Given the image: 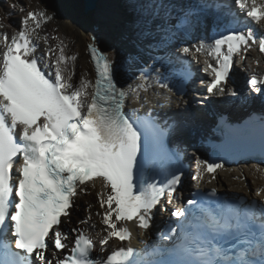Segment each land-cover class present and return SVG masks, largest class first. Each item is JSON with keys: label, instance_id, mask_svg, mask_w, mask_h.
Wrapping results in <instances>:
<instances>
[{"label": "snow or ice", "instance_id": "1", "mask_svg": "<svg viewBox=\"0 0 264 264\" xmlns=\"http://www.w3.org/2000/svg\"><path fill=\"white\" fill-rule=\"evenodd\" d=\"M4 2L6 16L13 12L22 15L18 31L0 53V228L10 225L14 248L34 257L32 262L13 253L16 259L12 264H129L134 252L130 246L112 249L103 260L93 259L91 253L97 245L104 252L111 237L129 239V231L117 222H134L146 231L152 227L156 212L167 211L178 223L170 229L176 241L164 252H175L181 258L158 264H264V200L218 201L216 211L211 212L201 208L197 200L188 199L186 207L170 209L183 181V171L175 167L168 172L166 183L159 186L155 182L145 184L140 156L146 151V139L124 111L128 92L117 81L120 60L116 50L111 49L113 55L109 57L93 30L87 54L96 79L89 98V81L72 83L76 55L67 57L63 47L36 54L32 32L40 27L41 20L54 19L55 13L47 8L25 11L23 0ZM124 7L129 29L141 40H149L155 19L141 11L140 0H124ZM196 14L187 12L173 27L188 26ZM99 24L110 27L111 21L102 16ZM4 37L9 39L7 32ZM147 46L153 48L154 44ZM180 51L189 53L188 48ZM128 59L135 61L138 57L133 53ZM147 75L144 65H138L133 73L142 81ZM224 80L221 76L220 81ZM159 86L172 92L167 85ZM224 91L220 88L217 97L223 98ZM253 91L258 95L264 88ZM227 94L236 93L231 89ZM183 126L180 120L162 126L152 124L156 133L152 143L159 146L162 161L178 162L180 146L166 151L162 141L178 134ZM17 157L21 162L14 171ZM197 162L206 167L193 175L195 183L205 172L214 174L225 166L223 161ZM94 178L103 185V190L95 193L99 203L95 215L106 233L99 241L90 231L95 228L92 204L86 203L87 215L73 222V213L81 207L78 201L90 194L88 185L95 186ZM211 178L216 179V175ZM201 191L197 189L198 194ZM210 193L219 196L216 188ZM257 195H264V189ZM73 223L70 233L64 231V225ZM4 248H9L8 243Z\"/></svg>", "mask_w": 264, "mask_h": 264}, {"label": "bare ground", "instance_id": "2", "mask_svg": "<svg viewBox=\"0 0 264 264\" xmlns=\"http://www.w3.org/2000/svg\"><path fill=\"white\" fill-rule=\"evenodd\" d=\"M106 1L110 3V6H112V3L116 5V16H120L121 19L116 21L120 22V25L121 23L124 24L126 21L129 22V17L127 15L126 9L123 7V5H121L122 3H124V0ZM34 2L39 6L31 7L28 9L36 10L38 12L43 8H47L50 13H55L54 19L47 22L41 20L40 27L36 28L35 31L32 32L33 38L35 40L36 54L39 55L41 53H44V50L47 48L59 49L63 47L67 57L70 58L72 55H76L77 60L74 62L75 74L72 77V83L75 85H79L82 79L89 81V84L86 88V93L90 98L94 90L95 72L90 57L87 54V45L91 42L93 30H95L99 37L100 46L104 48V50L107 51L109 57H111L113 55L111 49H115V46H113L112 40H109V38L104 34V31L102 29H104L105 27H101V25L99 24V20L103 16L111 21V28L120 27L116 22V24L113 22L114 18L111 15L112 10L110 9V6L103 7V4L100 2L99 6H97V8L93 12L87 14L84 11L83 0H36ZM65 10L66 13L64 15H61V13ZM5 12L6 7L0 5V14H5ZM0 22H2L3 24V27L0 29V33L2 32V39L0 40L1 50V48L6 47V43L3 40L4 33L7 32L8 36L11 37L18 31L19 25L17 27H11L8 24L4 25L3 20H1ZM65 26L70 27V29ZM154 27L158 29L156 26ZM133 39L136 43L135 46L130 49H125L121 54V57L119 59L120 74L117 79L121 87L125 88L127 92L130 93L131 99L134 98L135 100L145 101V99L148 97V95L143 94L142 92V88L145 86L142 85V82L133 78V72L127 71V59L129 58L130 54L135 53L138 57V59L134 61L135 63L137 62L136 68L138 65L148 64L150 66V64L153 63L155 59H151L149 58V56L147 57L144 55L143 49H148V46H146L145 43H142L141 40L136 37V35ZM137 47H139V51L137 50ZM154 49L155 48H153V50H150L149 53L154 51ZM128 69H135L134 63L129 65ZM146 79V87H148L150 95L167 94L164 91L158 92V90H155V87H152V80L147 77ZM129 100L130 98H128L127 100L128 104H130ZM188 142L192 146V149L190 151L191 154L203 151L198 147H193L192 144H195L196 139L192 136V132L188 133ZM242 175L247 177L248 183L250 184V190L253 188H257V190L264 188V166L258 165L254 162H249L238 167L217 171L216 179L213 181L212 186L221 187L224 189L229 186L231 188V191H235L238 193H250L245 186L243 187L245 183L241 181ZM88 187L90 190V194L87 196H81L79 201L82 203L92 204V218L94 222H96L97 219L95 212L99 209V203L95 193L102 191L103 185L101 181L97 180L95 181L94 187L91 184H89ZM100 226V224L96 223V228Z\"/></svg>", "mask_w": 264, "mask_h": 264}, {"label": "rangeland", "instance_id": "3", "mask_svg": "<svg viewBox=\"0 0 264 264\" xmlns=\"http://www.w3.org/2000/svg\"><path fill=\"white\" fill-rule=\"evenodd\" d=\"M34 1H36V0H25V1H23L27 4V8L25 9V11L31 10L28 8L39 6ZM8 3H12V0H8ZM0 5H2L3 7H6L4 0H0ZM65 13H66V10L63 11L61 13V15H64ZM115 13H114V17H117L116 16L117 13L116 14ZM21 15H22L21 13H15V12L12 13L10 15V17L5 16V14H0V21L3 20L4 25L8 24L11 27H17L19 25ZM118 15H120V14H118ZM117 18H120V16ZM113 22L114 23L116 22L118 24V26H120V27H117V28L105 27L102 30L104 31V34L106 35V37H108L109 40H112L113 46H115V50H116L115 55L117 56L118 59H120L121 54L125 49H130V48H133L135 46L136 43L133 39L135 37V33H134V31L132 32L129 29V22L128 21H126L124 24L121 23V25H120V22H117L116 20H113ZM2 27H3V24H2V22H0V29ZM65 27L70 29V27H68V26H65ZM105 29H107V31ZM109 30H111V31H109ZM152 39L153 38H151V40ZM129 61L130 60L127 59V63H129ZM131 62H134V61H131ZM130 90H131V88H130ZM132 100H133V98H132ZM237 181H239V180H237ZM243 187H244V185H243Z\"/></svg>", "mask_w": 264, "mask_h": 264}, {"label": "water", "instance_id": "4", "mask_svg": "<svg viewBox=\"0 0 264 264\" xmlns=\"http://www.w3.org/2000/svg\"><path fill=\"white\" fill-rule=\"evenodd\" d=\"M99 0H83L85 13L93 12L98 6Z\"/></svg>", "mask_w": 264, "mask_h": 264}]
</instances>
